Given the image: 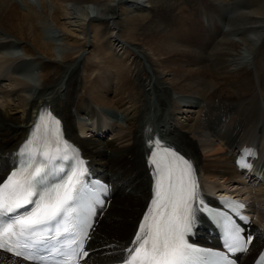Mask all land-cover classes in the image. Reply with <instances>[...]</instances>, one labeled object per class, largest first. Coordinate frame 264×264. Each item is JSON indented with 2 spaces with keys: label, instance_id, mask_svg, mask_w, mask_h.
Returning a JSON list of instances; mask_svg holds the SVG:
<instances>
[{
  "label": "bare ground",
  "instance_id": "obj_1",
  "mask_svg": "<svg viewBox=\"0 0 264 264\" xmlns=\"http://www.w3.org/2000/svg\"><path fill=\"white\" fill-rule=\"evenodd\" d=\"M187 1L182 13L178 0H0V182L36 112L49 109L88 171L110 187L85 264L128 255L152 194V135L192 163L202 199L239 198L252 212L253 242L236 264H251L264 244V0ZM104 107L116 112L104 116ZM246 144L259 154L256 173L242 178L233 160ZM194 237L215 246L197 214ZM0 264L26 263L0 253Z\"/></svg>",
  "mask_w": 264,
  "mask_h": 264
},
{
  "label": "snow or ice",
  "instance_id": "obj_2",
  "mask_svg": "<svg viewBox=\"0 0 264 264\" xmlns=\"http://www.w3.org/2000/svg\"><path fill=\"white\" fill-rule=\"evenodd\" d=\"M60 124L50 112H41L29 139L18 151L13 170L0 183V248L10 252L15 248L18 257L35 264H70L72 257L83 250L90 227L86 217L80 218L78 231L67 244V250L63 241L57 244L58 238L69 232L66 226L61 231V225L74 219L76 205L87 187L83 161L77 169L72 168L71 161L66 168L58 166L59 161L68 160L70 150ZM37 140L41 142L34 146ZM171 156L172 160L163 166L154 158L149 161L153 169L152 199L130 246L125 249L128 255L124 264H199L208 254L207 250L189 244L185 237L192 232L196 212L211 210L194 207V203L203 202L192 163L175 152ZM228 203L235 208L243 207ZM240 219L248 222L244 217ZM217 222L224 230V246L229 252L248 250L253 242L251 234L245 239L241 235L244 229L238 225L223 218ZM45 252L59 255L60 259L49 261L43 255Z\"/></svg>",
  "mask_w": 264,
  "mask_h": 264
},
{
  "label": "rangeland",
  "instance_id": "obj_3",
  "mask_svg": "<svg viewBox=\"0 0 264 264\" xmlns=\"http://www.w3.org/2000/svg\"><path fill=\"white\" fill-rule=\"evenodd\" d=\"M179 1V5H180V10H182L183 9V12L182 13H186V12H188L189 11V9H191V6H192V4L190 3V2H188L187 0L186 1H184V0H178ZM34 2V1H33ZM182 2V3H181ZM185 2V3H184ZM34 3H36V2H34ZM184 3V4H183ZM187 3V4H186ZM188 5V6H187ZM21 5L19 4V5H17V7L19 8ZM38 8H39V10H40V7L39 6H37ZM185 7V8H184ZM37 8V9H38ZM186 10V11H185ZM201 12L202 11H200L199 10V13H198V17H200L201 18V20H202V16H200V14H201ZM195 15V14H194ZM201 15H203L204 16V18H205V20H206V17H205V15H204V12H202V14ZM203 23H205V21L203 20ZM220 25V24H219ZM200 29H201V26H200ZM204 31H208V27H207V29L205 30L204 29ZM221 31L222 32H224L225 31V29L224 30H222V27H221ZM54 39V38H53ZM56 40V39H55ZM19 51H17L18 53H20L21 54V50L20 49H18ZM57 52V51H56ZM84 57H87V55H83ZM90 61H83L82 62V64L86 67V69H88V65L90 64L89 63ZM86 63V64H85ZM33 65H35V66H37V72H36V75L34 74V76L36 77V76H38L39 75V66L37 65V64H33ZM21 69H24V66L23 67H21ZM81 69V68H80ZM82 70V69H81ZM31 74H33V72H31ZM101 75V74H100ZM94 76H96L95 75V73H94V75H93V77ZM90 79V78H89ZM94 78H91V80H93ZM115 79V78H114ZM35 80V79H34ZM36 81V80H35ZM86 97H87V95H85ZM85 96H83V99H81L83 102H85V103H89L88 101H87V98L85 97ZM89 99V98H88ZM182 100H184V101H187L188 99L187 98H185V99H182ZM102 112H103V115L104 116H110V115H114V113L116 112L113 108H111V107H104L103 108V110H102ZM115 117H116V115H115ZM121 116H119V118H120ZM181 117H183V116H178V118H181ZM113 118H114V116H113ZM181 121H183L184 120V118H182V119H180ZM237 133V132H236ZM241 132H239V134H240ZM107 137L108 136V133H102V134H100V135H98V136H96V137H98V138H104V137ZM237 146H235L234 148H236ZM132 170H133V172H135L136 171V167L133 169L132 168ZM128 193L129 192H126V194H125V197L128 195ZM129 200V199H128ZM112 202V201H111ZM127 203H130V201H128ZM115 209H116V207L114 208H112L111 207V210H110V212H109V214L105 217V218H103V220L101 221L100 220V222H99V226H97V229H99V231H100V229L102 228V229H104V228H106L109 224H110V221H111V216L110 215H112V212H114L115 211ZM138 211H139V209H138ZM100 227V228H99ZM112 238H114V236H112ZM96 244H99V243H101V242H95ZM94 243V244H95ZM92 246V245H91ZM253 255V254H252ZM252 255L248 258V260L247 261H249V259H251V257H252ZM255 256V255H254ZM253 256V257H254ZM245 264H247V263H245Z\"/></svg>",
  "mask_w": 264,
  "mask_h": 264
}]
</instances>
